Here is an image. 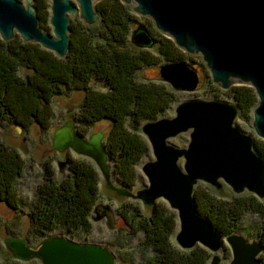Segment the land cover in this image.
Instances as JSON below:
<instances>
[{
  "label": "water",
  "instance_id": "95a60500",
  "mask_svg": "<svg viewBox=\"0 0 264 264\" xmlns=\"http://www.w3.org/2000/svg\"><path fill=\"white\" fill-rule=\"evenodd\" d=\"M51 26L54 36L42 30L35 15L33 0L26 7L18 0H0V36L11 41L19 34L26 42L37 43L59 57L70 49V18H79L92 26L100 20L95 9L98 0H52ZM134 11L153 20L159 31L169 36L184 51L203 57L204 72L223 90L233 85L255 89L259 102L254 110L253 128L264 139V0H122ZM70 14V16H69ZM132 41L141 48L156 44L148 30L140 27ZM162 81L177 92H194L200 83L199 69L186 63L160 66ZM176 116L150 121L142 132L150 144L155 160L143 165L149 186L133 193L111 181V165L104 147L105 135L98 131L90 137L76 130L73 120L56 129L52 150L73 151L92 159L104 179L106 188L120 197L136 198L153 207L159 199L169 202L178 212L180 231L176 241L183 250L201 245L214 253L210 264H221L219 253L225 242L231 247L230 264H261L264 247L248 242L238 234L224 236L197 210L194 189L198 182L221 190L226 183L238 195L248 191L264 199V157L256 150L254 139L243 133L235 121L240 110L234 103L218 100H189L180 103ZM191 132L188 148L169 141ZM184 159L182 168L179 164ZM67 161H59L63 171ZM15 260L42 264H116L114 254L97 244L76 243L54 235L33 245L26 239L10 237L4 241Z\"/></svg>",
  "mask_w": 264,
  "mask_h": 264
},
{
  "label": "trees",
  "instance_id": "16d2710c",
  "mask_svg": "<svg viewBox=\"0 0 264 264\" xmlns=\"http://www.w3.org/2000/svg\"><path fill=\"white\" fill-rule=\"evenodd\" d=\"M33 7L40 28L51 33L50 0H33ZM95 9L100 14L96 24L86 25L79 18L70 24V49L64 58L21 37L11 41L0 38V122L25 129L37 123L48 131L54 117L53 99L83 92L79 113L73 118L77 131L87 137L98 122H112L104 147L114 164V174L122 185L131 188L140 178L137 166L151 149L141 134L142 126L161 119L177 101V91L168 83L142 81L137 75L161 62L194 64L187 62V55L174 43L163 38L158 53L134 43L137 48L129 46L130 36L141 26L133 29L138 18L120 0H100ZM22 69L27 71L25 77L20 75ZM95 80L107 90L94 88ZM226 95L243 117L254 111L259 102L249 86L232 88ZM255 148L264 157V144L255 142ZM53 163L51 159L42 163L43 182L28 213L30 232L40 240L50 237L55 229L67 234L90 233L91 215L98 211L100 198L97 170L86 162L71 159V173L60 181ZM25 165L16 149L0 144V202L10 210L22 211L24 202L16 189ZM194 198L199 213L224 236L239 231L248 214L259 216L261 223L255 233L264 247V202L257 197L241 195L227 200L198 187ZM152 210L146 216L132 205H124L118 212L133 234L144 233L142 245L154 253L147 264H210L212 256L205 248L184 251L172 245L176 214L162 204ZM260 260L264 264V257Z\"/></svg>",
  "mask_w": 264,
  "mask_h": 264
},
{
  "label": "rangeland",
  "instance_id": "374dc122",
  "mask_svg": "<svg viewBox=\"0 0 264 264\" xmlns=\"http://www.w3.org/2000/svg\"><path fill=\"white\" fill-rule=\"evenodd\" d=\"M72 1L76 5H78L76 0H72ZM99 1L100 0H98L97 2ZM120 1L123 3L122 0ZM21 2L26 7V0H22ZM52 2L53 1L50 0V3ZM125 5L131 7L133 14L138 18L139 23L133 26V29H136L139 26L146 28L149 34L156 41V44L153 46L154 48L153 49L148 48L147 50H151L152 52L158 53L159 47L161 46L159 41H161V39L163 38L166 40H170V42L174 43V45L177 48H179L187 55L188 57L187 62H191L196 67H198V69H199L198 65L205 64L203 57L201 55L190 54L184 51L179 46H177V44L169 36L165 35L161 30L159 31V29L156 28L151 18L137 14L134 11L133 5H127V4ZM50 17H52V11ZM70 19H71V23H73L74 19L76 18H70ZM50 21H48V25L51 29V34L54 35L53 27L51 26ZM131 36L129 38L130 39L129 46L137 48L134 46ZM17 37H21V36L19 34H16L15 38ZM161 65H164V62L143 69L137 75L138 78L142 81L143 80L161 81L162 78L159 69ZM26 72L27 71L25 69H22L20 71V75L25 77L27 75ZM199 78H200V83L198 85V88L194 92H180V91L177 92L176 103L162 118L175 117L176 107L180 103L189 100H205V101L218 100L223 102L234 103V101L226 95L227 91L221 89L219 85H216L214 83L212 79V73L208 68H205L204 72H202L199 69ZM92 85L97 90L100 91L107 90V88H105V85L99 81L96 80L93 81ZM239 86L241 87L246 85L236 84L233 85L230 89ZM83 98H84L83 92H74L70 96H62V97L59 96L54 98L52 101V109L54 112V117L50 121V129L48 131H44L37 123L32 124L31 127H27V129H25L18 124H14V123L10 124L4 121L0 122V144L16 149L20 153L26 164L23 176L18 180L17 189H16L18 191L20 198L24 202V204L22 205V211L10 210L9 208H7L6 205L0 202V264H42V262L38 259H34L29 262H22L15 260L12 257L11 253L6 249L4 241L10 237H19L22 239H28L29 242L34 245H38L42 241L40 239H36L35 235H33L30 232V230L32 229V223L28 216V213L30 212L33 202L36 200L37 189L43 182L44 175H43L42 163L43 161L49 159L54 161L53 166L56 169L57 179L60 181L64 180L71 173V170L69 169L71 165V159L86 162L91 166H93V168L97 170L100 176V186H99L100 198L97 202V205L99 207L101 206L104 208L106 207L105 209L102 208L101 209L109 211V213H107L108 215L104 216L105 218L104 217L99 218L96 212L92 213L91 215L92 230L90 233L74 232L71 234H67L64 233L63 230L61 229H55L50 234V236L62 235L76 243L97 244L104 246L114 254L116 258V264H147V261L154 256V253L150 249L142 245L145 239L144 233L141 232V233L133 234L132 229H130L129 227V224L125 223V221L119 217L118 212L122 206L132 205L135 211H140V213L146 216H150L153 211L152 210L153 207L162 204L167 208H169L177 216V226L175 233L171 238V243L175 247L181 249L176 241V235L180 231L178 212L170 207L168 201H166L165 199H159L158 201H156L155 206L149 207L144 205L142 201L136 198L120 197L113 190L106 188L107 182L104 179V176L102 175L98 166L92 159L85 156L77 155L73 151H66L65 152L66 154H63L52 150V139L56 129L63 126L67 121L73 120L74 115H77L79 113V106ZM253 121H254V111H251L250 113L245 114L244 117L241 116V114H239V117L235 121V125L243 133L251 136L256 143L258 142L264 144V139L259 137L253 128ZM111 124L112 122L109 120L98 122L89 130V133L87 134V138L93 133L101 131L105 135L104 142H106V138L111 130ZM190 133H191L190 131L182 133L176 138L170 139L169 142L182 149L188 148L191 142ZM153 160H155V157L150 149L148 155L144 157L137 166V171L140 175L139 180L136 182L135 186L131 188L128 187L133 193L136 194V191L149 186V181L145 176V174L143 173L142 167L147 162ZM59 161H67L69 164L68 167H65L63 171H60L58 167ZM179 164L183 168L185 164V160L181 159ZM110 165H111L112 183L116 186L126 187L122 185L119 178L114 174V164L110 162ZM223 184L224 186L221 190H216L214 187L206 183L198 182V184L195 186V189H198V187L202 189L207 188L212 194L219 195L220 198L222 197L227 200L231 199L232 197L241 196V195L244 196L249 195V196L257 197L248 191H245L243 194L238 195L226 183L223 182ZM257 199L260 202H264V199H259L258 197ZM260 223H261L260 217L253 213H250L244 218L240 230L237 231L235 234L242 236L250 243L258 242L255 232L257 230V226L260 225ZM131 224L133 225L134 223L131 221ZM135 226L136 225H134V227ZM198 246L203 247L201 245ZM209 252L211 253V256L214 255V253H212L211 251ZM217 254L221 258V264H230L231 261L233 260L232 250L231 247L227 244V242H225L223 249ZM262 257H264V251L262 252L259 258Z\"/></svg>",
  "mask_w": 264,
  "mask_h": 264
},
{
  "label": "flooded vegetation",
  "instance_id": "af4514ba",
  "mask_svg": "<svg viewBox=\"0 0 264 264\" xmlns=\"http://www.w3.org/2000/svg\"><path fill=\"white\" fill-rule=\"evenodd\" d=\"M93 134H94V133H93ZM89 137H90V136H89ZM63 154H66V153L64 152ZM68 165H69V164H68ZM67 167H68V166H67ZM101 208H102V209H105L106 207L104 208V207H102V206H101V207L98 206V207L96 208V210H98L96 213H97V216H98L99 218H100V217L102 218V217H104V216H107V215H108L107 213H109V211H107V210H102ZM100 209H101V210H100ZM107 209H108V208H107ZM104 218H105V217H104ZM28 242H29V241H28ZM29 243H30V242H29ZM33 245H34V244H33Z\"/></svg>",
  "mask_w": 264,
  "mask_h": 264
},
{
  "label": "bare ground",
  "instance_id": "6f19581e",
  "mask_svg": "<svg viewBox=\"0 0 264 264\" xmlns=\"http://www.w3.org/2000/svg\"><path fill=\"white\" fill-rule=\"evenodd\" d=\"M53 29H54V27H53ZM173 40V39H172ZM174 41V40H173ZM175 42V41H174ZM76 130H77V127H76ZM150 184V183H149ZM144 189V188H143ZM142 190V189H141Z\"/></svg>",
  "mask_w": 264,
  "mask_h": 264
}]
</instances>
